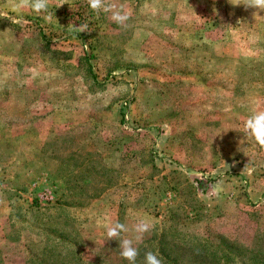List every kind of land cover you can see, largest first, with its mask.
<instances>
[{
    "label": "rangeland",
    "instance_id": "1",
    "mask_svg": "<svg viewBox=\"0 0 264 264\" xmlns=\"http://www.w3.org/2000/svg\"><path fill=\"white\" fill-rule=\"evenodd\" d=\"M109 2L125 25L87 0H50L51 19L0 0V264H129L123 238L135 264L224 240L264 255V146L243 129L264 110V11ZM110 221L129 231L107 240Z\"/></svg>",
    "mask_w": 264,
    "mask_h": 264
},
{
    "label": "clouds",
    "instance_id": "2",
    "mask_svg": "<svg viewBox=\"0 0 264 264\" xmlns=\"http://www.w3.org/2000/svg\"><path fill=\"white\" fill-rule=\"evenodd\" d=\"M88 7L97 14L109 13L113 22L118 25H125L130 18V13L125 11L122 6L109 0H87ZM50 0H13V9L19 13L23 9H30L35 13H45V19H51L54 15L49 13ZM63 4H59L57 7ZM233 6L243 5L245 8H252L257 11H264V0H235ZM255 14V13H254ZM88 25H80L79 31H84ZM243 129L246 135H250L257 144L264 146V110H255L243 124ZM150 224L141 219L134 225L133 232L135 233V241L143 239L145 233L150 230ZM128 227L119 221L109 222L106 227L107 240H115L121 237V233H127ZM120 256L129 261V264H135L139 255V250L134 246L132 238L120 239ZM145 264H164L163 258L159 252L148 251L145 253Z\"/></svg>",
    "mask_w": 264,
    "mask_h": 264
},
{
    "label": "trees",
    "instance_id": "3",
    "mask_svg": "<svg viewBox=\"0 0 264 264\" xmlns=\"http://www.w3.org/2000/svg\"><path fill=\"white\" fill-rule=\"evenodd\" d=\"M163 238L164 236H162V238L160 239V243L162 244H163ZM222 245L224 247L223 248L224 251L221 254L220 258H216V255L212 253L213 258L210 261H208L207 258L204 255H202L199 251H196L200 254L199 259L196 263L199 264L202 261H205V264H221L222 261L223 262L222 264H231L234 261V259L237 258L239 261L244 260V262L246 261V259H250L252 261V264H264V258H263L264 255L263 253H260V251L259 252L255 251L253 248H249L244 244H237L230 242L228 240H224V242H222ZM159 250L163 254V257H165L166 259L169 258V254L165 251L163 246L160 247ZM172 258H171L172 261H174L175 264H177L178 261L177 257H172Z\"/></svg>",
    "mask_w": 264,
    "mask_h": 264
}]
</instances>
